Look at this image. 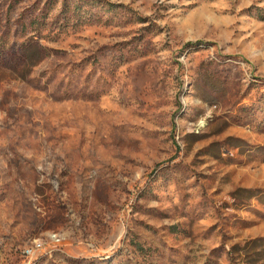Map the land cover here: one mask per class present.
Listing matches in <instances>:
<instances>
[{"label": "rangeland", "instance_id": "obj_1", "mask_svg": "<svg viewBox=\"0 0 264 264\" xmlns=\"http://www.w3.org/2000/svg\"><path fill=\"white\" fill-rule=\"evenodd\" d=\"M0 264H264V0H0Z\"/></svg>", "mask_w": 264, "mask_h": 264}, {"label": "built area", "instance_id": "obj_2", "mask_svg": "<svg viewBox=\"0 0 264 264\" xmlns=\"http://www.w3.org/2000/svg\"><path fill=\"white\" fill-rule=\"evenodd\" d=\"M41 246H42L41 243L36 241L32 246L26 248L24 253L27 256H32L35 254L37 249L41 248Z\"/></svg>", "mask_w": 264, "mask_h": 264}]
</instances>
